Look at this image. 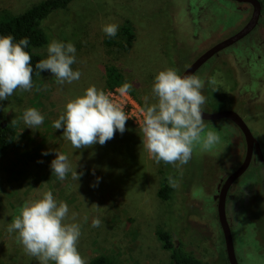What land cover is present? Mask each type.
Instances as JSON below:
<instances>
[{
    "label": "rangeland",
    "instance_id": "374dc122",
    "mask_svg": "<svg viewBox=\"0 0 264 264\" xmlns=\"http://www.w3.org/2000/svg\"><path fill=\"white\" fill-rule=\"evenodd\" d=\"M43 1L0 0V22ZM260 2L255 31L216 54L195 76L205 80L204 112L238 113L264 153V0ZM251 14L250 5L233 0H74L44 19L41 29L48 43L38 53L45 59L51 41L71 42L77 50L72 68L82 75L61 86L50 72L42 71L31 91L17 90L0 101V122L18 124L14 142L0 153V264H39L7 228L25 202L40 199L49 190L57 201L68 204V222L72 213L78 214L75 222L82 225L78 250L87 264L99 255L115 264H169L171 251L164 249L159 232L170 233L206 263L229 264L217 202L223 182L245 157V139L234 123L204 120L205 131H216L221 142L209 152L196 149L179 171L170 164H156L144 149L137 123L141 115L129 117L123 134L117 131L103 146L97 143L83 150L74 149L63 138V129L55 130L52 124L66 103L91 85L116 96L118 87L106 84L109 67L118 70L122 84L133 85L128 96L139 110L145 97L155 102L152 86L158 72L173 68L182 75L197 57L241 29ZM110 23L118 24L119 30L108 45L102 27ZM124 28L133 35L129 50L123 48ZM213 76L217 92L207 83ZM28 108L44 116L38 128L24 124ZM53 149L68 155L74 168L78 165L77 171L84 173L78 181L70 173L63 181L52 174ZM169 176L178 184L171 186L169 199L162 200L158 191ZM97 177V186L91 187ZM226 214L239 264H264V169L257 159L231 187ZM259 216L261 232L255 230ZM97 217L102 224L93 228L92 219Z\"/></svg>",
    "mask_w": 264,
    "mask_h": 264
},
{
    "label": "clouds",
    "instance_id": "9594fccd",
    "mask_svg": "<svg viewBox=\"0 0 264 264\" xmlns=\"http://www.w3.org/2000/svg\"><path fill=\"white\" fill-rule=\"evenodd\" d=\"M118 30L116 23L102 27L110 38L115 37ZM28 45L27 37L15 42L12 35L0 36V101L8 100L17 90L31 91L34 71L37 74L50 72L61 86L81 78V71L72 68L77 51L73 43L51 41L47 46V57L39 60L35 68L32 56L25 50ZM207 83L212 86L213 92L219 90L214 76ZM132 87L131 83L125 82L117 88L118 95L114 96L91 85L83 95L66 103L64 112L53 121L52 127L63 129V138L74 149L91 148L97 143L103 146L114 138L117 131L121 134L126 131L129 115L125 104ZM204 87L205 80L195 75L182 77L173 68L161 70L155 76L152 86L155 102L149 103V98H144V106L140 109L142 118L137 123L143 134L144 149L156 164H170L179 171L191 160L196 149L209 152L221 142V136L216 131H205L203 113L207 98L203 94ZM22 119L30 129L38 128L44 122V116L35 108L26 109ZM52 151H55V159L50 167L59 180H65L69 173L73 181L84 175L82 171H77L78 165L73 167L68 155L56 149ZM99 179L97 177L91 187H96ZM168 183L176 187L178 181L169 176ZM93 206L100 208L96 204ZM77 215L72 213V222H68V204L57 201L49 190L43 193L42 198L25 202L7 231L17 234L16 238L25 253L38 260L39 264H87L78 250L82 225L75 222ZM87 220L85 216L84 221ZM101 224L100 218L92 219L93 228Z\"/></svg>",
    "mask_w": 264,
    "mask_h": 264
},
{
    "label": "trees",
    "instance_id": "16d2710c",
    "mask_svg": "<svg viewBox=\"0 0 264 264\" xmlns=\"http://www.w3.org/2000/svg\"><path fill=\"white\" fill-rule=\"evenodd\" d=\"M74 0H45L39 4L34 5L29 10L15 17H8L0 22V36L12 35L15 42L27 37L29 38V45L25 49L32 56V65L43 59L38 53V49L44 47L48 43V39L41 29V23L53 11L59 9H66ZM126 38V43L123 48L129 50L133 42V35L128 28L123 30ZM106 43L113 44L112 38L106 36ZM107 80L106 84L109 88H115L122 85V76L115 67L106 68ZM38 74L34 71L32 75L33 82ZM16 122H7L3 126L0 122V153L10 148L15 140L17 132ZM172 187L165 181L158 191V197L162 200H168L172 194ZM159 239L163 242V247L171 251V262L169 264H209L198 258L190 251H186L182 244H177L168 232H159ZM89 264H115L111 259L105 256H95Z\"/></svg>",
    "mask_w": 264,
    "mask_h": 264
},
{
    "label": "water",
    "instance_id": "95a60500",
    "mask_svg": "<svg viewBox=\"0 0 264 264\" xmlns=\"http://www.w3.org/2000/svg\"><path fill=\"white\" fill-rule=\"evenodd\" d=\"M233 1L237 3L250 4L252 6L253 12L249 21L235 34L215 44L214 46L206 50L203 54H201L199 57H197L186 68V70L181 75L182 77L185 75H194L212 57H214L219 52L231 47L238 41L242 40L255 29V27L259 23V19L262 12L261 2L259 0H233ZM203 118L205 121H216L220 119L230 120L241 130L246 143L245 157L242 163L240 164V166L237 169H235L223 182L220 188V193L218 196V204H217L218 219L224 236L227 260L229 264H239L235 252L233 235L231 232L229 222L227 220V214H226L227 195L234 182L240 177H242L250 167L254 151L257 153V155L260 158V161L263 163H264V156L261 151L258 140L254 137L250 128L247 126L243 118L235 111L224 110L212 114L204 112ZM2 124L3 126L6 125V123H2Z\"/></svg>",
    "mask_w": 264,
    "mask_h": 264
},
{
    "label": "flooded vegetation",
    "instance_id": "af4514ba",
    "mask_svg": "<svg viewBox=\"0 0 264 264\" xmlns=\"http://www.w3.org/2000/svg\"><path fill=\"white\" fill-rule=\"evenodd\" d=\"M259 1H260V0H259ZM248 5H250V4H248ZM250 6H251V5H250ZM251 7H252V6H251ZM252 12H253V8H252ZM251 15H252V14H251ZM260 17H261V16H260ZM250 18H251V17H250ZM259 20H260V19H259ZM248 21H249V20H248ZM258 25H259V23L257 24V26H258ZM257 26L255 27V29L257 28ZM255 29H254L250 34H248L245 38H247L249 35H251V34L255 31ZM239 30H240V29H239ZM239 30H238V31H239ZM236 32H237V31H236ZM236 32H235V33H236ZM235 33H234V34H235ZM232 35H233V34H232ZM245 38H243L242 40H244ZM240 41H241V40H240ZM238 42H239V41H238ZM238 42H237V43H238ZM235 44H236V43H235ZM206 63H207V62H206ZM206 63H205V64H206ZM203 66H204V65H203ZM203 66H202V67H203ZM202 67H201V68H202ZM199 70H200V69H199ZM199 70H198V71H199ZM198 71H197V72H198ZM197 72H196L195 74H197ZM195 74H194V75H195ZM232 123H233V122H232ZM258 142H259V141H258ZM259 144H260V143H259ZM260 148H261V151H262V153H263V150H262L261 145H260ZM245 154H246V152H245ZM263 156H264V153H263ZM253 159H254V160L257 159V160L259 161V163H260V167H263V169H264V163L260 161V158H259V156L257 155V153H256L255 151H254V154H253L252 161H253ZM251 163H252V162H251ZM250 166H251V164H250ZM248 169H249V168H248ZM246 172H247V171H246ZM246 172H245V173H246ZM245 173H244V175H245ZM244 175H243V176H244ZM243 176H242V177H243ZM240 178H241V177H240ZM237 180H238V179H237ZM237 180H236V181H237ZM236 181H235V182H236ZM235 182H234V183H235ZM233 185H234V184H233ZM233 185H232V186H233ZM232 186H231V187H232ZM230 189H231V188H230ZM229 191H230V190H229ZM219 193H220V191H219ZM228 193H229V192H228ZM218 196H219V195H218ZM227 197H228V195H227ZM217 204H218V202H217ZM226 205H227V200H226ZM258 215H259V214H258V212H257V214H256V218H258ZM262 219H263V218H262L261 216H259V219H258L257 223H255V224H256V228H255V230H258V232H261V230H262V229H261V226H260V225L262 224V221H261ZM229 225H230V224H229ZM259 226H260V227H259ZM230 228H231V225H230ZM221 230H222V229H221ZM231 232H232V235H233L232 228H231ZM200 235L202 236V233H201ZM233 238H234V237H233ZM223 240H224V236H223ZM233 240H234V239H233ZM224 244H225V242H224ZM234 245H235V244H234ZM225 250H226V249H225ZM237 260H238V259H237ZM238 263H239V262H238Z\"/></svg>",
    "mask_w": 264,
    "mask_h": 264
},
{
    "label": "built area",
    "instance_id": "2783aa9c",
    "mask_svg": "<svg viewBox=\"0 0 264 264\" xmlns=\"http://www.w3.org/2000/svg\"><path fill=\"white\" fill-rule=\"evenodd\" d=\"M113 95L115 96V94ZM125 111L131 118H139V116L141 115L140 110L137 108V106L129 96L126 98Z\"/></svg>",
    "mask_w": 264,
    "mask_h": 264
}]
</instances>
